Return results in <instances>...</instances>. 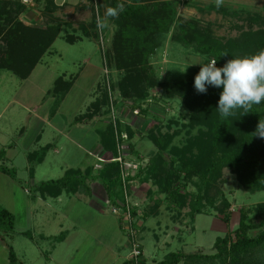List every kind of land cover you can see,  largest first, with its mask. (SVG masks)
I'll list each match as a JSON object with an SVG mask.
<instances>
[{"label":"rangeland","instance_id":"374dc122","mask_svg":"<svg viewBox=\"0 0 264 264\" xmlns=\"http://www.w3.org/2000/svg\"><path fill=\"white\" fill-rule=\"evenodd\" d=\"M53 1L56 8L50 7V10L45 11L44 0L39 5L37 0H33L31 6L24 5L27 11L20 15L27 25L60 26V32L54 38L53 45L32 71L28 87L34 92L35 99L32 106L38 104L41 106L42 114L54 115L55 120L63 119V122H57L59 124L56 125L58 127L63 125L64 131L75 141H73L75 147L78 145L81 150L77 151L71 147L67 151L66 158L54 156L51 153L37 168L34 179H30L24 151L34 147L35 138L42 130L45 131L43 145L51 143L54 138V145L59 143V147L67 146V139L62 132L57 130L54 134L51 128L42 127L33 117L30 125H27L25 139L20 142L23 147L18 150L20 157L13 160L14 163L7 159L2 162L10 169L17 171L18 181L15 182L7 176L0 180V207L9 210L15 219L14 232L10 236H5L0 253L6 258L9 245L13 247L19 260L24 264H104L103 261L106 259L109 261L108 264H111L109 258L113 260L114 257L106 247L112 246L117 233H120L121 237L124 234L127 237L128 246L123 247V256H129L131 249L128 235L123 228V218L119 217L121 225L119 228L117 219L109 214L112 206L109 203L105 206L100 205L105 204L107 197L101 184L93 183L92 188L95 191V197L100 200L98 201L100 204H96L105 209L104 213H107L105 216L100 215L102 210L90 208V196L85 199L86 196L83 195H63L60 199L47 201L34 197L35 186L64 177L67 169H85L89 166L94 168V173L101 169L103 163L100 162L99 156L93 157L95 156L93 152L98 150L100 144L98 133L83 129V125L75 124L72 118L78 112H85L86 106L93 103L106 87L109 89V84L112 88V85L121 77L117 71L111 68L109 71L106 68L107 48H103L96 37V34L99 37L100 30L97 29L99 33H95L96 29L91 27L92 6L95 8V14L98 15V8H96L99 4L98 0H93L94 5L92 0ZM174 1L178 2V18L186 22L194 21L201 28H209L216 38L222 40L239 38L244 32L250 30L251 26L248 22L250 16L260 15L264 18V0H224L223 6L219 8L216 7L215 0ZM252 28L254 31L259 29L257 24H254ZM86 30L90 33L89 37ZM174 30L173 26L161 38L159 48L150 58V65L160 82L174 83L195 77L200 70V64L207 63L206 57L173 42L171 37ZM11 79L18 81L19 78L8 71H0V112L3 117L0 129L7 132L11 130L13 116L5 109L8 104H12L11 97L17 90L16 85L10 82ZM56 79H76L74 91L60 105V109H58L59 102L45 96V91ZM92 86L95 87L90 90ZM64 87H66L65 84L62 85V88ZM149 92L153 96L148 106L149 117L139 116L125 108L118 110L119 117L136 133L132 144L135 145V151L139 155V163L142 166H145L158 152V148L150 139L151 133H156L158 127L163 133L182 131L172 144L182 147L186 144L188 137L186 130H181L182 125L187 124L190 117L189 112L178 99L170 100L160 88H149ZM117 94V90L113 91L114 98H117ZM37 101L40 102L37 103ZM167 104L170 105L167 106ZM10 107L14 108V105ZM10 119L12 121L8 123ZM168 127L170 129H167ZM196 133L195 130L192 135ZM18 137L16 132L12 131L0 136V150L5 144L12 143ZM89 153L90 156H88ZM164 155L168 156L167 153ZM110 157L109 154L101 156L104 160ZM85 159H87L86 162ZM139 159L130 154L132 164ZM127 185L130 194L129 203L133 209H137L134 216L135 227L138 231V240L143 245L146 259L144 264H161L165 256L171 253L214 254L216 239L238 228L240 210L245 206L264 203V192L252 194L246 191L230 170H224L222 186L224 195L231 203L229 211L232 216L229 225L225 224L211 207H208L204 214L198 215L195 221H191L190 208L171 209L165 200V195L158 193V188L151 181L144 183L133 179ZM116 191L119 194L122 191L124 193V185L116 187ZM188 191L197 192L192 184H188ZM120 200L123 203L125 198ZM87 230H91L92 233ZM61 234L64 236L61 237ZM62 241L64 243H61Z\"/></svg>","mask_w":264,"mask_h":264},{"label":"trees","instance_id":"16d2710c","mask_svg":"<svg viewBox=\"0 0 264 264\" xmlns=\"http://www.w3.org/2000/svg\"><path fill=\"white\" fill-rule=\"evenodd\" d=\"M42 1L37 0L38 5ZM44 1L45 11L50 10V7L56 8L53 0ZM97 3L96 8L101 17L107 7H115L117 3L125 6L118 19L110 18V23L115 25L112 27L114 29L106 28L100 33L96 27L95 8L92 6L91 27L96 29L95 33H99V37L96 34L98 41L102 37L106 45V68L117 71L121 76L111 88L112 92H118L117 98H114L115 110L125 108L147 118L148 106L153 99L149 88H160L170 100L178 99L190 114L189 122L182 125L181 129L186 130V144L182 147L172 145L182 131L163 133L158 127L156 133L152 132L150 136L158 152L145 166L141 165L128 181L135 179L144 183L153 182L158 193L165 195L171 209L190 208L191 221H195L198 215L204 214L211 207L229 225L231 203L222 190L224 170L235 174L240 186L246 191L252 194L264 192V139L252 134L259 120H264V103L253 105L248 113L237 109L234 115L221 117L217 108L222 87L208 86L207 93H198L194 87L195 77L174 83L160 82L150 65V58L159 48L161 38L174 26L171 37L173 42L206 57L207 62L216 59L217 67H222L228 59L264 50V18L260 15L250 16V30L239 38L222 40L216 38L211 29L178 18V2L174 0H98ZM26 11V7L17 0H0V70L8 71L20 79L30 77L60 32L59 25H27L20 17ZM254 24L259 27L257 31L252 28ZM86 32L89 37L90 33ZM61 84L68 88H62ZM69 84L64 79L57 80L52 94L61 100L69 91ZM100 117L109 119L105 129L98 133L100 146L111 156L108 160L119 155L116 133L120 135V142H123V135L128 136L129 153L138 160L139 155L132 144L136 133L120 117H112L107 87L91 104L87 113L81 116L80 122ZM195 130L196 135H192ZM54 147L49 145L29 155L31 176L34 175L35 166L41 164ZM0 171L18 181L16 170L0 165ZM94 182L104 187L111 206L122 202L120 198L124 197L123 191L121 194L116 191V187H123L121 165L109 161L103 163L97 173H94L93 167L84 172L70 169L60 179L37 185L34 195L38 193L45 199L62 195L87 196L91 195L90 185ZM188 184H192L197 192L188 191ZM136 211L134 208V216ZM239 220L238 228L216 239L214 254L171 253L161 264H264V203L243 207ZM14 229L13 214L0 207L1 239L5 240V236H10ZM8 264H24L9 245ZM122 264L130 262L127 260Z\"/></svg>","mask_w":264,"mask_h":264},{"label":"crops","instance_id":"0c3cea01","mask_svg":"<svg viewBox=\"0 0 264 264\" xmlns=\"http://www.w3.org/2000/svg\"><path fill=\"white\" fill-rule=\"evenodd\" d=\"M0 71H5V70H0ZM31 76H32V74L30 75V77ZM30 77L28 79H20L19 78L18 81H16L15 79H11L10 80V82L12 81L14 83V85H16V88H17L18 92H17V90H15V92H14L15 95L13 97H11V99H12L11 103L14 105V108L10 107V105H12V104H8L7 108L5 109L8 112H10L12 114V116H13L12 117L13 121L11 119H10V121H8V123L12 121L11 130L8 131V132L9 133L11 131L12 132H16V135L19 136V137L16 138L12 143H10L8 145L5 144L4 147L0 150V165L6 166L5 164L2 163L3 161L5 162V159L10 160L12 162L13 160H17L20 157V152H18V150L23 148L21 146L20 142H21V140L25 139V134H27L26 133L27 132L26 131L27 125H30V121L32 122L33 117H34L35 122H38L39 125H42V127H45L47 129L51 128V132H53L54 134L58 130V131L62 132L64 134V137L67 139V142H66L67 146L59 147L58 146L59 143H57L55 145V147L46 155L44 161L41 164L35 166L34 175L31 176L30 165H29V160H28L29 155L31 153L35 152V151H39L41 148H44V147L49 146V145H54V143H53L54 142V138H52V142L51 143H47L45 145L42 144V141H43V138H44V132H45L44 130H42V132L36 136L35 142H34V147L24 151V153L26 154V161H27V164H28L27 165L28 166L27 170L30 173V179H34V177L36 175V172H37V168L46 161L47 157H49V155L51 153H53L54 156H62V158H66L67 155H68L67 151L70 150L71 147L73 149L77 150V151L78 150L80 151L81 149H80V147L78 145H76V147H77V149H76L75 144H74L75 141L72 140L71 136L64 131V129L62 128L63 125L60 126V127H58L56 125V124H59V123L63 122L64 121L63 119L62 120H55V118L53 117L54 115L53 116H49V115L42 114L40 112V107L41 106L38 105V104H36V106H34V107L32 106L34 104L33 99H35V98L33 96L34 92L31 91V88L28 87V82L31 80ZM57 80L58 79H56L53 82V85L50 88H48L47 91H45V96L46 97L49 96L51 99H53V101L55 100V102L56 101L59 102L58 103V105H59L58 109H60V105L69 96V94H71L74 91V88L76 86V79H64L67 83H70L69 84L70 85V89L67 92L66 96L62 97L61 100H58L57 96L52 94V89L54 88L55 82ZM94 87L92 86L90 88V90H93ZM67 88H68V86L66 87V89ZM39 102L40 101H37V103H39ZM91 104L86 106L85 112L81 111V112H78L77 114H75L73 116L72 120H73V122L75 124H82L83 125V129H85L87 131H95L96 133H99V131L105 129L109 119H102L100 117V118H94V119H86V120L80 122L81 116H83L84 114L87 113L88 108L91 106ZM1 115H2V113L0 112V122L3 119V117H1ZM57 122H59V123H57ZM8 132L0 129V136H2L5 133L9 134ZM48 133H49V131H48ZM56 139L60 140L58 137H56ZM94 143H95V141H94ZM68 147H70V148L68 149ZM93 153L95 155L93 157L96 158L97 156H99V159H103V158H101V156H104L105 154H109L108 152H105L102 149L100 144H99L98 150L96 152H93ZM78 155H80V152H78ZM82 156L83 155L81 154V157ZM88 156H90V153L88 154ZM88 158H90V157H88ZM87 159H85V162H86ZM78 161H79V159H78ZM75 162H77V161H75ZM13 163H14V161H13ZM6 167H8V166H6ZM88 168H89V166H88ZM88 168L76 169V170H81V171L84 172ZM68 170H70V169H67L65 171V173ZM4 176H7V178H11L12 179V177L10 175L5 174V173L0 171V180H2V178ZM14 181L17 182L16 180H14ZM94 183H97V182H94ZM98 184H100V183L98 182ZM92 186H93V183L91 184V190H92L91 191V195H87L85 199L89 198V196H90V204H91L90 208L94 207V208H97V210H102L100 212V215H104L105 216L107 213H104L105 209L102 206H100V205H104L105 206L106 203H109L107 193H106L104 187L101 185L103 190L105 191V194H106L107 197H106V200L104 201L105 204H100L98 202L100 200H98L95 197V191L92 188ZM62 196H60L58 198H47V199H45V198H42L38 193H36V196L34 195L35 198H40V199H42L44 201H47L48 199H60ZM78 196H82V195H78ZM96 203H98L100 205H98ZM84 204H86V202H84ZM99 206H100V209H99ZM102 212H103V214H102ZM109 214H111L112 216H114L117 219V224H118L119 228H121L120 218L115 216V215H113L112 212H109ZM87 232L92 233L91 230H87ZM2 242H3V240L0 238V248H1V243ZM61 243H64V241H62ZM127 246H128V242H127V237L125 236V234H124L123 237H121L120 233H117V235H116V237H115V239H114V241L112 243V246L106 247L107 249H109L108 251H111V253L113 254V257H114L113 260L111 258H109L111 264H122L123 262H125L128 259L129 256H127V257L123 256L124 255L123 254V252H124L123 247H127ZM7 251H8V247H7ZM164 260H165V258L163 259V261ZM103 262H104V264H108L109 261L106 259ZM144 262L146 263V259H145ZM0 264H8V253H7V257L6 258L2 257V255L0 253Z\"/></svg>","mask_w":264,"mask_h":264},{"label":"clouds","instance_id":"9594fccd","mask_svg":"<svg viewBox=\"0 0 264 264\" xmlns=\"http://www.w3.org/2000/svg\"><path fill=\"white\" fill-rule=\"evenodd\" d=\"M223 4L224 0H215L217 8ZM124 10V4L117 3L115 7H107L103 17L98 13L97 29L103 31L114 27L115 25L110 23V18L118 19ZM200 65V70L194 78L195 90L198 93H207L208 86L222 87L217 108L221 117L234 115L237 109H243L244 113H248L253 105L264 103V50L228 59L222 67H217L216 59ZM252 134L264 139V120H259Z\"/></svg>","mask_w":264,"mask_h":264},{"label":"built area","instance_id":"2783aa9c","mask_svg":"<svg viewBox=\"0 0 264 264\" xmlns=\"http://www.w3.org/2000/svg\"><path fill=\"white\" fill-rule=\"evenodd\" d=\"M21 2L25 6H31L33 4V0H17ZM100 44H102V47L104 48V41L102 37L100 38ZM108 72V71H107ZM109 83V82H108ZM109 96H110V102H111V109H112V117L116 119L120 116L119 111L115 110L114 107V95L112 92V89L109 84ZM137 114V112H135ZM116 139L118 141V152L119 155L115 158H112L109 160V162H118L121 165V171H122V182L124 185V198L125 201L119 205L112 206V213L113 215L117 217L123 218V228L124 231L128 235V241H129V247L131 249V253L128 257V261L130 264H143L145 261L144 258V250L142 243L138 240V231L135 227V217L133 214L134 209L132 208L131 204L129 203V193H128V178L133 173H137L140 169L141 163L136 162L132 164L130 160H125L126 158L130 159V153H129V142H128V136L123 135L121 139L123 142H120V135L116 133ZM127 152L129 154H127ZM101 163H105L104 159H99Z\"/></svg>","mask_w":264,"mask_h":264}]
</instances>
